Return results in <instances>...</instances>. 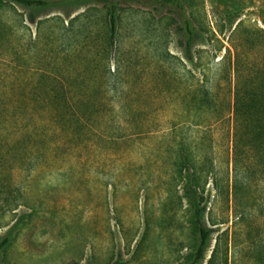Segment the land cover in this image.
<instances>
[{
  "label": "rangeland",
  "instance_id": "374dc122",
  "mask_svg": "<svg viewBox=\"0 0 264 264\" xmlns=\"http://www.w3.org/2000/svg\"><path fill=\"white\" fill-rule=\"evenodd\" d=\"M74 1L44 10L0 5V241L8 239L0 264H179L194 252L195 237L190 211L165 200L175 184L165 154L180 139L192 144L196 133L208 161L224 164L231 150L221 124L197 132L190 122L179 125L170 118L183 108L178 94L185 93L186 81L211 80L216 89L228 76L219 65L225 50L207 41L206 30L214 31L215 21L225 26L218 38L226 48L229 20L237 16L264 30V0H194L202 30L195 28L199 37L189 61L181 28L187 8L165 0H114L118 35L107 49L101 13L76 35V44L67 40L66 27L88 8L104 13L109 0ZM56 18V24H41ZM247 50L244 45L240 56ZM56 96L72 106L88 100L98 137L60 131L51 116ZM120 110H142L141 123L150 133L124 139L109 129L103 133L105 124H116ZM32 127L40 128V138L25 135ZM212 195L206 200L211 217L228 216V223L212 227L216 232L201 264L234 221L231 198ZM251 212L239 228L241 242L253 236Z\"/></svg>",
  "mask_w": 264,
  "mask_h": 264
},
{
  "label": "trees",
  "instance_id": "16d2710c",
  "mask_svg": "<svg viewBox=\"0 0 264 264\" xmlns=\"http://www.w3.org/2000/svg\"><path fill=\"white\" fill-rule=\"evenodd\" d=\"M68 0H0L1 4H13L26 9L44 10L59 5ZM88 0H75L76 4H83ZM167 3L185 7L188 16L182 18V32L185 36V54L191 60V47L199 37L197 28L202 30L192 9L194 0H165ZM198 3V2H197ZM114 0H109V6L104 13L96 8L86 11L70 19L67 23V40L76 44V35L94 23V15L101 13L99 21L107 26L105 33V48L111 49L117 41L120 14ZM227 17H229L227 15ZM59 18L42 21L56 24ZM238 20L235 26L232 23ZM62 24H64L62 22ZM225 26L215 21L213 28L206 30L207 41L220 44V50L225 53L219 65L228 68V76H222L221 88L213 89L211 80L184 84V94H178L179 104L183 106L175 111L171 121H178L179 125L190 122L197 130L211 127L217 123L224 126V137L230 144L231 157L224 164L214 159H206L202 153L199 136L194 135V142L187 143L180 139L175 150L166 153L171 174L168 179L175 183L173 189L166 192L167 201L176 203V209L183 204L190 211L192 217V232L195 237L194 252L179 264H201L210 247L211 238L216 232L212 227L228 223V216L211 217V209L207 207V198L213 192V199L231 198L232 217L231 229L223 230L215 239V244L205 264H264V30L256 24L239 20V17L229 20L230 35L227 43L234 50L233 61L230 62V49L222 45L218 38L224 35ZM75 31V34L73 33ZM244 45L250 47V52L240 56V49ZM182 66L185 75L186 67ZM180 81V80H179ZM233 89L231 90V85ZM58 108L51 115L57 122L60 131H67L71 137L78 138L83 131L94 132L89 118L95 113L92 104L86 100L81 110L69 99L52 97ZM71 101V100H70ZM54 104V103H53ZM116 114V124H105L102 132L113 131L118 139L141 137L150 133V128H144V112L123 111ZM96 115V114H95ZM114 117V116H113ZM150 117V118H149ZM112 118V116L110 117ZM146 119H153L148 114ZM166 119L165 121H167ZM226 126H225V125ZM98 131H100L98 129ZM41 130L32 127L25 135L28 138H40ZM98 137V133L94 132ZM24 134V133H23ZM0 138H3L0 128ZM112 138V137H111ZM222 139V138H221ZM77 141V140H76ZM223 168V170H221ZM178 181V182H176ZM179 183V184H178ZM208 186L210 189H208ZM255 214L256 223L252 228L253 236H248L245 242L239 241L240 226L248 218L247 213ZM219 219L218 220H216ZM218 221V222H217ZM8 244V239L0 241V251ZM245 250L243 257L241 251ZM115 264H120L119 260Z\"/></svg>",
  "mask_w": 264,
  "mask_h": 264
}]
</instances>
